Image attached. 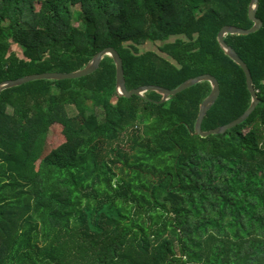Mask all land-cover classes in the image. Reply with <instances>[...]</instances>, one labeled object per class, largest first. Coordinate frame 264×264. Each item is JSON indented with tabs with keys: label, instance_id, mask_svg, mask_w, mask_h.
<instances>
[{
	"label": "trees",
	"instance_id": "trees-1",
	"mask_svg": "<svg viewBox=\"0 0 264 264\" xmlns=\"http://www.w3.org/2000/svg\"><path fill=\"white\" fill-rule=\"evenodd\" d=\"M251 1L0 0V83L77 72L112 47L130 91L214 77L209 131L251 104L216 40L253 27ZM257 17L259 31L224 41L260 103L223 134L194 135L209 82L164 103L119 97L110 56L82 78L4 90L0 264H264V0Z\"/></svg>",
	"mask_w": 264,
	"mask_h": 264
},
{
	"label": "water",
	"instance_id": "water-1",
	"mask_svg": "<svg viewBox=\"0 0 264 264\" xmlns=\"http://www.w3.org/2000/svg\"><path fill=\"white\" fill-rule=\"evenodd\" d=\"M259 7V0H252L249 6V18L254 22L252 28L246 30L242 28H238L235 26H223L219 32L217 33L216 40L224 53H226L229 57H231L237 64L240 65L241 69L244 71L246 76V83L248 90L251 94V104L246 112H244L241 116L236 118L234 121L229 124L216 127L209 131H202V120L206 114V112L211 108L214 104L218 94H219V86L217 80L211 75L204 74L191 79L186 80L176 89L170 90L160 86L148 85L142 86L138 89H134L132 91L128 90L126 87L125 77H124V69H123V61L119 55V53L112 47H108L98 52L93 59L86 65L85 68L72 73H60V72H47L41 74H31L21 78H17L14 80H6L0 83V94L6 90L13 87L20 86L22 84L36 81V80H70V79H78L85 76H88L94 73L101 63V61L106 56H110L115 61L116 65V92L119 97L132 98L134 96L143 97L144 94L148 91H156L163 95V99L160 103H164L169 101L172 97L177 94L187 90L188 88L201 83V82H209L211 90L208 96L203 100V103L200 107L199 116L195 125L194 135H198L201 137H208L210 135L223 134L228 130L238 126L243 121H245L256 109L260 100L258 98L257 92L254 89L251 72L247 68L245 62L240 58L238 53L229 46L226 41H224V36L228 34H241V35H249L251 33H255L259 31L263 25L262 21L257 17V10Z\"/></svg>",
	"mask_w": 264,
	"mask_h": 264
},
{
	"label": "rangeland",
	"instance_id": "rangeland-1",
	"mask_svg": "<svg viewBox=\"0 0 264 264\" xmlns=\"http://www.w3.org/2000/svg\"><path fill=\"white\" fill-rule=\"evenodd\" d=\"M13 49H15L16 50V52H18L19 53V49L17 48V47H13ZM142 51H145V50H150V49H156V46L155 45H153V44H150V43H148V44H146L145 46H142Z\"/></svg>",
	"mask_w": 264,
	"mask_h": 264
}]
</instances>
